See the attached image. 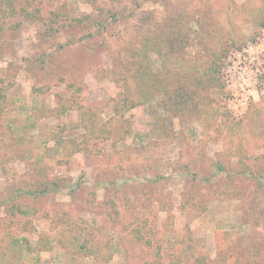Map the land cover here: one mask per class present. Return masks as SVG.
<instances>
[{
    "label": "rangeland",
    "instance_id": "1",
    "mask_svg": "<svg viewBox=\"0 0 264 264\" xmlns=\"http://www.w3.org/2000/svg\"><path fill=\"white\" fill-rule=\"evenodd\" d=\"M139 1L163 22L211 9L232 36L226 58L264 27L256 21L264 0ZM14 2L17 11L0 30V91L9 100L0 106V264H145L155 254L137 231L149 228L161 230L154 242L162 264H173L179 229L206 264L222 257L264 264V211L248 208L261 190L257 179L264 183V86L235 114L228 98L243 92L238 83L226 86L220 67L222 85L211 88L205 116L168 123L157 94L144 101L135 92L142 101L119 113L126 89L138 86L125 80V66L135 70L146 59L155 73L173 67L169 48L144 58L135 20L111 21L106 0ZM87 107L112 129L101 158L77 151ZM239 142L244 159L231 155ZM192 184L201 188L196 203L183 205ZM13 243L22 250L17 258ZM36 243L52 247L38 251Z\"/></svg>",
    "mask_w": 264,
    "mask_h": 264
},
{
    "label": "trees",
    "instance_id": "2",
    "mask_svg": "<svg viewBox=\"0 0 264 264\" xmlns=\"http://www.w3.org/2000/svg\"><path fill=\"white\" fill-rule=\"evenodd\" d=\"M127 0H106L107 9L106 14L111 21L118 22L121 19H134L135 26L139 31L140 48L139 51L145 55L144 58L149 57L150 53L155 52L163 55L162 51L167 46L170 51V56L174 59L175 65L168 67L164 65L165 70L157 71L155 73L152 69L145 64L146 59L137 60V68L135 70L129 66L132 64H125V80H136L138 86L128 87L126 90L128 95L124 93L123 101L117 107L119 113H124L126 109L134 107L136 101H142V98H137L133 92L142 95L144 101L153 100L156 94L159 100V105L166 111L167 116L164 118L168 123H173V118L178 117L186 121L192 120L197 111H201V115L205 116V106L212 102L210 91L213 87H220L221 81L218 76L220 67L223 65V60L228 55L230 48V41H232L231 34H227L222 27L221 21L213 20L212 10L200 11L194 13L192 16L184 18L169 17L164 18L165 22L158 19L154 10L144 8V1L132 0L135 3L133 9L128 10L125 4ZM159 2V0H155ZM0 30L3 29L7 21L16 13L17 6L14 0H0ZM116 3V4H115ZM124 9L128 14H120L119 10ZM60 15V14H59ZM123 17V18H121ZM169 17V18H168ZM189 19V23H194L195 29L189 26H184L183 20ZM260 26H264V8L256 18ZM193 25V24H192ZM228 37L230 38L228 42ZM223 44H220V43ZM232 43V42H231ZM228 45V46H227ZM236 46V45H235ZM2 52L0 50V57ZM129 65V66H128ZM37 92H45L43 87H36ZM134 90V91H133ZM155 91V93L153 92ZM9 101L4 91H0V106H4ZM91 109L87 107L82 117L83 124L88 132L84 135L83 142L77 147L78 152H83L88 157L101 158V153L104 146L100 143L106 141L111 133V126L102 124L96 121L95 114L89 116ZM89 116V117H87ZM86 119V120H85ZM239 142L235 152L231 155L241 154L242 159L246 155L245 148ZM131 149H134L131 147ZM243 171L249 172V166L243 161ZM264 166V161H263ZM223 170V167H220ZM264 170V168L262 169ZM264 175V174H263ZM261 190L257 189L253 198H249L248 207L251 210L261 207V213L264 211V183L257 179ZM201 189V188H200ZM199 188L192 184L185 192V201L183 205L196 203V194L200 191ZM198 191V192H197ZM225 191L224 193H227ZM230 192V191H229ZM201 195V192H200ZM17 207L12 205L9 212L16 213ZM71 221L74 217L71 216ZM148 235L138 230L139 239L145 240L147 245H150L154 251L155 257L145 261V264H162L163 253L162 247L154 242L158 232L149 228ZM187 231L179 229L176 231V243L173 245L172 263L173 264H189L191 259L197 256L196 261L199 264H206L207 258L205 255H197L194 245L191 244L192 236L186 239ZM142 233V234H141ZM41 243H36L35 250L41 251L42 249H51ZM10 253L15 257H19L22 250L19 245L15 243L9 246ZM254 249V248H253ZM253 249L251 251L253 254ZM95 251H98L95 248ZM220 264H240L237 261H229L228 258L222 257Z\"/></svg>",
    "mask_w": 264,
    "mask_h": 264
},
{
    "label": "built area",
    "instance_id": "3",
    "mask_svg": "<svg viewBox=\"0 0 264 264\" xmlns=\"http://www.w3.org/2000/svg\"><path fill=\"white\" fill-rule=\"evenodd\" d=\"M222 65L223 80L228 88L238 83L243 94L233 93L235 106H232L228 98L230 109L235 114L245 110L240 107L247 105L250 93L254 92L256 85L264 86V27L261 28L256 39L246 44L242 50L231 52ZM256 91V90H255ZM226 103V100L223 102Z\"/></svg>",
    "mask_w": 264,
    "mask_h": 264
}]
</instances>
